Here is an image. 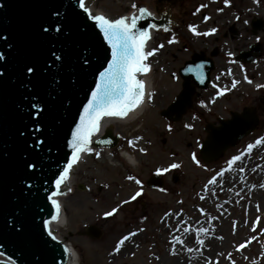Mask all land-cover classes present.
Segmentation results:
<instances>
[{
    "label": "rangeland",
    "instance_id": "1",
    "mask_svg": "<svg viewBox=\"0 0 264 264\" xmlns=\"http://www.w3.org/2000/svg\"><path fill=\"white\" fill-rule=\"evenodd\" d=\"M155 1L89 0L88 6L94 13L113 20L130 16L145 5L154 13ZM190 1L197 9L193 8L195 13L186 22L200 33L213 28L217 32L210 36H197L189 29L179 30L173 34L180 38L179 43H169L170 34L165 37L159 30L154 33L150 51L155 52L149 57L148 75L151 86L154 80H161L154 85L155 88L159 85L158 89L162 92L156 100L159 107L153 105L156 110L169 103V98L163 93L167 89V77L189 58L190 53L182 49L184 44L190 51L194 49L196 52L206 48L212 50L215 45L222 49L227 45L235 50L238 45L237 40L223 44L221 36L224 26L217 24L224 15L218 11L222 2ZM228 2H234L235 6L244 9L248 19H264V0ZM232 12L229 10L230 15ZM254 41L251 32H247L241 48ZM160 45L163 47L160 48ZM225 59L226 55L222 53L217 60L214 77H221L225 71ZM260 63L264 65V58ZM226 105L223 103V107H220L224 109ZM261 119L262 123L253 134L236 147L228 149L218 162L207 164L201 159L196 141L189 138H195L197 134L203 138V132L169 133L160 118L154 119L156 135L139 131L149 140V144L145 143L142 156L131 155L135 158V164L125 158L124 162L112 163L110 158L104 156L102 160H97L95 167L89 168L93 170V175L82 172L88 163L79 164L80 168L71 180L72 193L60 197L67 216L66 225L56 226L55 234L72 244L81 258L80 264H187L192 257L197 259L207 251L209 254L204 255L200 264H264V112ZM137 123L128 121L117 124L116 128L125 131L129 126L134 128ZM176 134L177 140H174L173 135ZM237 156L239 160L235 159ZM174 163L180 167L172 169ZM91 165L95 164L91 162ZM140 165L147 169L138 167ZM158 169L164 180L161 191L150 189L144 175ZM141 171L144 173L141 174ZM174 174L180 177L175 183ZM129 176L135 179L129 180ZM231 178H234L232 185ZM93 179L97 182H93ZM136 179L140 180V184L135 182ZM78 183L88 184L89 191H76ZM98 187H101L99 192ZM136 192L141 195L132 200ZM113 209L116 212L112 216L105 215ZM89 224L102 228L100 240L82 234ZM201 228L206 231H200ZM125 236L128 239L121 245L119 242ZM188 241L191 243L189 246ZM189 247L193 249L192 253L188 251Z\"/></svg>",
    "mask_w": 264,
    "mask_h": 264
},
{
    "label": "water",
    "instance_id": "2",
    "mask_svg": "<svg viewBox=\"0 0 264 264\" xmlns=\"http://www.w3.org/2000/svg\"><path fill=\"white\" fill-rule=\"evenodd\" d=\"M151 24L162 26L152 15L138 25L149 31L146 46L155 30ZM54 52L61 62L54 60ZM0 55L5 57L0 61V264H69L70 249L50 227L60 215L48 196L71 160L72 133L100 73L111 63V47L78 0H0ZM246 55L253 60L252 52ZM195 61L200 67L196 76L204 77L206 87L214 66L205 75L203 58ZM27 67L34 69L30 78ZM177 101L164 115H180V106L190 100L183 94ZM257 125L248 110L212 128L200 151L203 161L218 162ZM64 183L60 191L66 194ZM150 185L162 188L163 181ZM57 196L52 199L58 202ZM86 235L103 236L96 226H89Z\"/></svg>",
    "mask_w": 264,
    "mask_h": 264
},
{
    "label": "flooded vegetation",
    "instance_id": "3",
    "mask_svg": "<svg viewBox=\"0 0 264 264\" xmlns=\"http://www.w3.org/2000/svg\"><path fill=\"white\" fill-rule=\"evenodd\" d=\"M218 1L222 2V6L218 11L221 15L224 14L222 19L217 21V24L222 23V26H224L223 35L221 36L222 40H224L223 44L237 40L238 45L235 50H231L227 45L224 46L223 49L215 45L212 50L206 48L205 50L196 52L194 49L190 51L188 46L184 44L182 49L190 53L189 58L184 60L180 66H177L176 71L172 72L170 76L167 77V89L163 90V93H166L169 98V103L167 105L165 104L160 110H156V108L159 107V103L156 100L159 99L162 92L158 89L159 85H157V88L154 87L155 83L159 84L161 80H154V84H152L153 95L151 93V105L148 107V111H145L139 118L134 128L129 126L125 131L120 128H114V133L111 139L108 140L111 141L110 145L114 146L113 148L108 150L104 148H94L91 153H86V155H84V163H88V165L82 168L84 175L92 173L93 170L89 168L95 167L97 160H102L104 156L108 157V155H110L113 161L120 163L124 162L123 157H125V154H139L142 156L143 154L140 150L146 147L145 143L149 144V140L145 139V135L139 134V131L143 130L146 133L150 132L155 134L154 119L157 118H160V120L166 124V129L169 133L203 132V138L198 136V134L195 138L194 136L189 137L193 141H196L198 147L201 146L208 135V132H206L207 128L218 126L222 120H227L234 114L241 115L245 111L252 110V112L257 114L258 119H260V124L262 123L261 117L264 112V65L261 64L260 61L264 58V19L256 17L248 19L245 16V10L241 9L238 5L235 6L234 2L229 3L228 0L227 3L226 0ZM155 3L154 13L157 14L164 25L160 30L162 35L168 37V34H170L172 35L171 40L174 38L176 43H179L181 41L180 38L173 34L179 30L189 29L190 26H192V24H189L186 20L193 17L195 13L193 8L197 9V7L195 8L190 0H156ZM229 10L233 11L231 15L229 14ZM230 16L232 17L231 19ZM245 21H247V23H245ZM165 29H167V31H165ZM247 32H251L255 41L243 49L241 48V42H243ZM257 37H260V39L257 40ZM218 41L219 38L217 37V44ZM250 50L253 53V60H249L250 58L246 55ZM222 53L226 55L224 63V68H226L221 77H214V71L218 67L217 60L221 58ZM229 53L232 55L230 56ZM196 54L204 57L205 71L210 69V64L214 66L210 74V82L206 87L202 86L199 83L198 76L192 73L195 69L194 64L191 65L190 69H186L187 63L194 62ZM253 67L256 68L252 69ZM184 69H186V71H182ZM225 76L227 80L226 83H224ZM220 78L223 81L220 80ZM233 81L237 82L235 88L232 87ZM249 81H251V83H249ZM164 82L165 80L162 79V83ZM214 90L215 92L211 93ZM251 90L255 92L250 93ZM182 94L188 95L191 101L188 106L182 103L180 111L183 112L182 109H186L182 117L178 118L175 113L168 115V117L163 116V111L169 110L177 102V98L182 96ZM152 100H154V103ZM223 103H227L224 107L225 110L222 109ZM153 105L156 106V108H153ZM185 125H189V127H185ZM173 136L174 140H177V134ZM129 141H133V145H130L128 143ZM188 144L190 146L192 145L191 142H188ZM96 152L100 153L99 157L96 156ZM91 162L95 165H91ZM138 167L147 169L142 165ZM144 171H141V174L144 173ZM144 175L146 176V184L150 188L149 181L153 176H159V169L157 171H152L150 175ZM175 175L178 180H180V177L177 174ZM136 177L140 178L137 175ZM92 181L95 183L97 182L95 179ZM89 187L88 184L78 183L76 185V191L88 192ZM99 191H101V187H98L97 192Z\"/></svg>",
    "mask_w": 264,
    "mask_h": 264
},
{
    "label": "snow or ice",
    "instance_id": "4",
    "mask_svg": "<svg viewBox=\"0 0 264 264\" xmlns=\"http://www.w3.org/2000/svg\"><path fill=\"white\" fill-rule=\"evenodd\" d=\"M227 3V0H226ZM79 8L87 14L88 18L95 22V26L99 28V31L103 34L104 40L111 47V63L108 64L107 69L100 73V82L96 85L95 91L91 93V100H89L86 107L83 109V115L80 117V123L72 133L71 148L72 157L69 162L66 163L65 167L60 171L58 178L55 180L54 190L48 196L55 207L57 213L60 211V205L52 197L57 195H64L65 193L60 191L61 184L68 180L69 172L73 169V166L81 159L82 153H91L93 151V144H110L111 141L98 139L93 140L92 138L101 131L102 120L106 124L108 121L105 118H124L127 117L130 112L135 110L138 106L144 103L145 98V84L142 79L138 78L139 74L149 72V66L145 64L148 57L152 56L155 50L145 51L147 40L150 38L149 31L147 29L141 30L139 27L140 21L150 17L152 14L145 8L139 9V15H133L129 17H121L119 19H109L103 15H94L90 12L89 8L85 6V0H78ZM136 8V5H133ZM247 23V21H245ZM152 29H156V24L149 26ZM189 30L194 35L210 36L217 32V29L213 28L211 31L200 33L195 27L190 26ZM47 31V29H45ZM56 31H60L57 28ZM167 31V29H165ZM260 37H257L259 40ZM176 42L175 39L170 40L169 43ZM160 48L163 45L159 46ZM53 58L57 62L62 61V57L57 53H52ZM231 56L232 54L229 53ZM5 57L0 55V61L4 60ZM85 63L87 59L85 58ZM34 72L32 67L25 69L26 77L30 78ZM3 73L0 72V76ZM200 83H204V79L200 78ZM251 83V81H249ZM237 82L233 81L232 87L235 88ZM33 107L40 109L39 105ZM42 110V109H40ZM189 127V125H185ZM133 145V141L128 142ZM259 143V141H257ZM251 148V145H249ZM141 152L144 150L141 149ZM100 153L96 152V156L99 157ZM195 159V157H194ZM239 160L240 157H235ZM30 169L36 167L35 165H29ZM180 166L178 164H172L171 168L176 169ZM164 171H167L165 169ZM129 180H134L135 177L129 176ZM137 184H140L138 179L135 180ZM69 191H71L69 189ZM141 195L140 192L132 197L135 200ZM116 212L113 209L111 212L105 213L106 216H112ZM56 219V217H53ZM200 231H206L201 228ZM53 236V232L49 230L48 233ZM135 235V233H133ZM54 238V236H53ZM128 239L125 236L119 243L122 245L124 241ZM203 244V240L200 241ZM193 249L189 248L191 252ZM119 251V247H117Z\"/></svg>",
    "mask_w": 264,
    "mask_h": 264
},
{
    "label": "bare ground",
    "instance_id": "5",
    "mask_svg": "<svg viewBox=\"0 0 264 264\" xmlns=\"http://www.w3.org/2000/svg\"><path fill=\"white\" fill-rule=\"evenodd\" d=\"M88 3H89V0L86 1V6H88ZM153 39H154V36L152 37V40L147 44V50L146 51H150V49H151L150 45H151ZM149 60H150V58L148 57V62H149ZM140 79H142L144 81V84H145L146 95H145V98H144V103L142 105H140L139 108H137L136 110L132 111L126 120H121L120 121L121 123H127L128 121H133V120L138 119L139 116L143 114L142 112L145 110V108L147 107V105L149 103V99H150V95H151V91H150L151 90L150 89L151 80H149V75L148 74H142L140 76ZM109 122L113 123L114 121L110 120ZM109 157L111 158L110 155H109ZM77 168L78 167L76 166V168L73 169L74 172L70 174L68 180L66 181L67 182L66 185L69 188L72 186L71 180H72L73 174L76 172ZM230 184L231 185L234 184V178L233 179L231 178ZM60 215H61V217L56 221V223L51 225V227H53L54 230H55L56 226L65 227V225H66L67 216L65 215L64 209L61 211ZM190 244L191 243L188 241L187 246H189ZM203 253H205L204 255L209 254L208 251L207 252H203ZM204 255L201 254L200 256L197 257V259H194V257H192L188 261L187 264H200L202 262L203 258H204ZM70 259L72 261H69V264H80V259L81 258H79V254L77 253V251L75 249H73L71 251Z\"/></svg>",
    "mask_w": 264,
    "mask_h": 264
},
{
    "label": "clouds",
    "instance_id": "6",
    "mask_svg": "<svg viewBox=\"0 0 264 264\" xmlns=\"http://www.w3.org/2000/svg\"><path fill=\"white\" fill-rule=\"evenodd\" d=\"M127 160L129 161V163L131 164H135V158L131 155L125 154Z\"/></svg>",
    "mask_w": 264,
    "mask_h": 264
}]
</instances>
